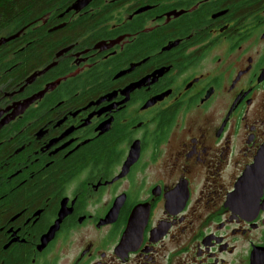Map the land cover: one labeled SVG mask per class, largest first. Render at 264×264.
I'll use <instances>...</instances> for the list:
<instances>
[{
	"label": "flooded vegetation",
	"instance_id": "flooded-vegetation-1",
	"mask_svg": "<svg viewBox=\"0 0 264 264\" xmlns=\"http://www.w3.org/2000/svg\"><path fill=\"white\" fill-rule=\"evenodd\" d=\"M77 1L0 99L41 93L0 125V264H264V0Z\"/></svg>",
	"mask_w": 264,
	"mask_h": 264
},
{
	"label": "trees",
	"instance_id": "trees-1",
	"mask_svg": "<svg viewBox=\"0 0 264 264\" xmlns=\"http://www.w3.org/2000/svg\"><path fill=\"white\" fill-rule=\"evenodd\" d=\"M68 3V0H0V37L19 32L17 37L0 45V99L4 93L17 89L27 75L41 68L58 48L90 25L85 17L72 26L47 32L46 15L55 16ZM52 179H56V174Z\"/></svg>",
	"mask_w": 264,
	"mask_h": 264
},
{
	"label": "water",
	"instance_id": "water-1",
	"mask_svg": "<svg viewBox=\"0 0 264 264\" xmlns=\"http://www.w3.org/2000/svg\"><path fill=\"white\" fill-rule=\"evenodd\" d=\"M88 2V0H83V1H77L76 3H74L73 5H71V7L69 9H73L75 11L79 10L82 6H84L86 3ZM19 34L16 33V34H13V35H10L8 37H0V45L12 40L13 38L17 37ZM46 68H43V69H40L38 71H35L33 72L30 76H28L26 78V83H29L30 81H32L36 76L42 74L46 69ZM41 96V93L37 94V95H33L32 97L30 98H27L25 100H23L22 102H19V103H16L14 104L13 107L14 110L9 114V115H6L1 121H0V125L7 122L8 120H10L11 118H13L16 114L20 113L21 111L24 110V108L29 104L31 103L36 97H40ZM0 114H1V111H0ZM52 234H49L48 236H46L44 239H43V242H46V240H48L50 238Z\"/></svg>",
	"mask_w": 264,
	"mask_h": 264
}]
</instances>
